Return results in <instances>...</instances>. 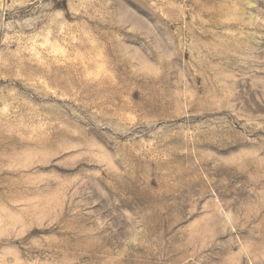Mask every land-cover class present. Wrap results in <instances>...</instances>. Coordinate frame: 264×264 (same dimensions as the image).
Instances as JSON below:
<instances>
[{
	"label": "rangeland",
	"instance_id": "obj_1",
	"mask_svg": "<svg viewBox=\"0 0 264 264\" xmlns=\"http://www.w3.org/2000/svg\"><path fill=\"white\" fill-rule=\"evenodd\" d=\"M0 264H264V0H0Z\"/></svg>",
	"mask_w": 264,
	"mask_h": 264
}]
</instances>
